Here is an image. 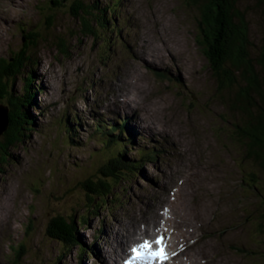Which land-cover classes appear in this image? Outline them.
I'll return each mask as SVG.
<instances>
[{
  "label": "rangeland",
  "instance_id": "1",
  "mask_svg": "<svg viewBox=\"0 0 264 264\" xmlns=\"http://www.w3.org/2000/svg\"><path fill=\"white\" fill-rule=\"evenodd\" d=\"M70 1L59 0L55 6L52 0H0V58L22 49L23 30L30 25L43 29L47 6L54 13V23L40 33L47 41L24 55L37 90V104L32 101L28 106L32 130L20 143L6 145L7 154L2 155L8 158L0 162V264H9L14 258L10 246L19 242L25 246L21 264H100L101 254L108 251L106 235L114 238L119 221L123 226L118 230L124 229L125 215L131 211L135 217L151 213V204L160 195L157 183L177 175H182L177 180L185 205L178 197L175 207L186 216L172 215L180 221L175 238L179 240L185 230L194 241L180 259L193 264L199 259L190 257V252L198 250L206 258L204 264H264L259 250L264 237L251 220L263 207L259 210V197L246 187L244 144L234 131L242 115L225 103L227 89L218 92L198 43V4L81 0L78 8ZM93 1L106 18L115 20V26L93 22L94 34L82 35L80 20L71 14L80 16L79 10ZM107 6L110 11H104ZM234 9L249 28L251 54L259 57L264 46V2L234 0ZM255 67L264 77V69ZM25 76L16 78L17 89ZM117 112L141 134L140 142L130 143L125 152L126 158L142 163L141 169L112 186V194L91 196L90 201L100 205L96 209L90 202L82 203L87 197L80 183L94 178L110 149L101 146L92 122L96 116L116 118ZM73 114L80 121L72 122L70 141L64 133ZM144 153L156 157L141 160ZM188 167L191 171L185 175ZM151 187L153 196H146ZM72 213L75 218L88 216L87 223L77 228L78 238L87 246L82 249L83 260L72 235L64 246L47 237L52 216Z\"/></svg>",
  "mask_w": 264,
  "mask_h": 264
},
{
  "label": "trees",
  "instance_id": "2",
  "mask_svg": "<svg viewBox=\"0 0 264 264\" xmlns=\"http://www.w3.org/2000/svg\"><path fill=\"white\" fill-rule=\"evenodd\" d=\"M191 1L195 5L198 4L201 11L198 21L200 36L198 43L203 49L216 88L219 90L217 91L220 93L221 90L227 89L229 94L224 98L225 103L231 110H237L242 115L234 123V131L244 144L243 159L247 165L246 177L247 180L249 179L245 182L246 187L256 197H259V210L263 207L261 213L252 215V224L261 233L260 236L264 237V77L255 67V65H259L261 69H264V46L259 57H254L251 54L253 45L249 39L250 31L244 16L234 9V0ZM261 1L264 2V0ZM70 2H74L73 4L78 8L82 7L81 0L80 2L77 0ZM52 3L57 6L59 0H52ZM107 7L108 9L104 8V11H110L109 6ZM46 10L42 14L47 21L43 29L38 28L37 25H30L31 27L23 30V37H26V41L22 42V46H25L24 49L22 47L21 50H15L8 57L0 58V106L7 109V127L0 139V162L8 158L6 155H2L5 146L20 143L29 136L32 130L34 121L28 111V106L35 99L36 87H32L30 80L32 74L31 70L25 68L24 55L27 49H36L41 41H47L45 36L41 39L40 33L45 31L46 25L54 23V13L52 6H47ZM97 10V4L93 1L87 9L79 10L80 16L76 12L71 14L80 20V34L92 36L94 34L93 22L96 24L99 22L106 26L110 23V28L115 26L114 19L106 18V15H103L99 10L97 13ZM82 11L83 16L81 15ZM60 52L63 53L62 50ZM20 75L26 76L22 88L19 90L16 88V78ZM115 141L117 140H112V142ZM124 151L112 149L106 161L100 164L96 172L94 171V178L87 177L80 183L87 197L82 203L90 202L89 204L98 209L100 205L94 203L93 199L90 201L91 196L112 194V186L137 175V170H140V167L126 158ZM104 201L102 204H106ZM89 208L91 207L86 210L89 211ZM83 215L82 217L81 215L76 216V218L75 213L69 216L60 214L52 216L46 230L47 237L64 246L65 241H69V236L72 235L73 246L78 245L80 248L82 243L78 240L77 228L79 226L81 228L88 221L87 214H85L86 218ZM256 217H258L257 221ZM248 220L247 222H249ZM28 227L29 223L25 226V230H28ZM259 243L261 246H259V250L263 253L261 256L264 257V240L260 239ZM10 247L14 258L8 263L21 264V255L25 246L19 242L16 246L11 245Z\"/></svg>",
  "mask_w": 264,
  "mask_h": 264
},
{
  "label": "bare ground",
  "instance_id": "3",
  "mask_svg": "<svg viewBox=\"0 0 264 264\" xmlns=\"http://www.w3.org/2000/svg\"><path fill=\"white\" fill-rule=\"evenodd\" d=\"M8 15V11L6 13V16ZM6 16H4V18L6 19ZM106 116V115H105ZM108 117V116H106ZM130 118V117H129ZM152 123V122H151ZM153 124V123H152ZM101 128H102V125H100ZM152 128V127H151ZM139 133V132H138ZM141 134H138L137 137L139 138V142H140V136ZM136 136V135H135ZM169 140V139H168ZM170 142V141H169ZM166 205L167 204V201L164 202ZM140 216H142L141 212H140ZM201 216V215H200ZM200 218V217H199ZM144 219V218H143ZM143 219L141 221H143ZM146 219V217H145ZM180 227V226H179ZM185 231V230H184ZM184 231L181 230L182 234H183V237L185 239V242L187 244H190L189 240H188V236H187V233L185 232L184 234ZM130 240L129 237H126L125 234H123L122 232H115V238H114V241L109 243L106 251H107V255H104L101 254L100 256V260L101 262H104V264H107V262H110L112 264H115L116 263V259L119 258L124 252H125V249L127 247V244H128V241ZM112 246L114 247V249H112ZM187 253L189 252L188 249L186 250ZM101 264V263H100ZM142 264V263H140Z\"/></svg>",
  "mask_w": 264,
  "mask_h": 264
},
{
  "label": "snow or ice",
  "instance_id": "4",
  "mask_svg": "<svg viewBox=\"0 0 264 264\" xmlns=\"http://www.w3.org/2000/svg\"><path fill=\"white\" fill-rule=\"evenodd\" d=\"M156 244H162V238H157L155 241ZM151 248V245L148 240L143 241V243L133 247L131 249V252L133 253V256L131 259H137L142 257L145 253H147L148 256H156L159 257L160 259L166 260L168 257L164 252L163 247L159 248L155 252H150L148 251ZM125 264H131V261H126Z\"/></svg>",
  "mask_w": 264,
  "mask_h": 264
},
{
  "label": "water",
  "instance_id": "5",
  "mask_svg": "<svg viewBox=\"0 0 264 264\" xmlns=\"http://www.w3.org/2000/svg\"><path fill=\"white\" fill-rule=\"evenodd\" d=\"M0 111H2L3 113L1 114V118H2V123L0 121V134L6 129L7 127V109L3 106H0Z\"/></svg>",
  "mask_w": 264,
  "mask_h": 264
}]
</instances>
